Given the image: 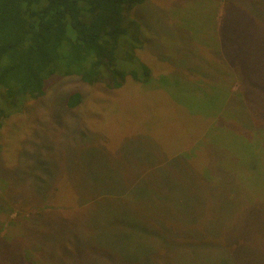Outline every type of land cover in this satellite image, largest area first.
<instances>
[{
    "label": "rangeland",
    "instance_id": "obj_1",
    "mask_svg": "<svg viewBox=\"0 0 264 264\" xmlns=\"http://www.w3.org/2000/svg\"><path fill=\"white\" fill-rule=\"evenodd\" d=\"M131 17L120 63L134 49L151 82L52 76L0 103V264H127L87 251L121 212L180 234L160 264H264V0H145ZM174 177L189 193L164 202Z\"/></svg>",
    "mask_w": 264,
    "mask_h": 264
},
{
    "label": "trees",
    "instance_id": "obj_2",
    "mask_svg": "<svg viewBox=\"0 0 264 264\" xmlns=\"http://www.w3.org/2000/svg\"><path fill=\"white\" fill-rule=\"evenodd\" d=\"M145 0H0V103L12 104L25 97L38 98L46 92V81L52 76H79L94 84L106 80L108 86L122 85V72L135 80L149 83L152 68L142 61L134 49H128L126 61L120 63L119 47L132 40L131 12ZM133 32H135L133 30ZM132 47L133 44H131ZM83 94L75 90L67 98V106L80 105ZM225 101V98H224ZM5 110L0 107V118ZM183 162L186 157L175 156ZM199 176L204 177L199 171ZM164 176V175H163ZM175 178V177H174ZM196 179V178H195ZM164 185L168 198H184L190 187L182 183ZM194 187L211 189L195 181ZM125 188L112 186L110 193ZM143 196L152 195L149 186L139 187ZM127 192V191H125ZM167 221H148L123 212L97 221L96 233L87 251L102 260L114 258L127 264H160L152 255L164 245L174 246L181 241L178 232L166 228ZM65 248L75 257L80 255L77 243L66 242ZM72 253V252H71ZM73 254V253H72ZM142 254V260L139 257ZM211 256L208 257V259ZM214 264L215 261L211 260Z\"/></svg>",
    "mask_w": 264,
    "mask_h": 264
}]
</instances>
